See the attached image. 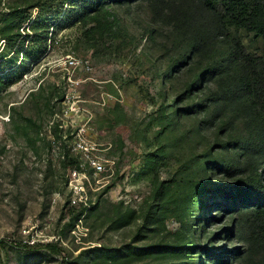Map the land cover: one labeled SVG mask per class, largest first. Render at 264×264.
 <instances>
[{
  "label": "rangeland",
  "instance_id": "obj_1",
  "mask_svg": "<svg viewBox=\"0 0 264 264\" xmlns=\"http://www.w3.org/2000/svg\"><path fill=\"white\" fill-rule=\"evenodd\" d=\"M214 20L199 0H0V264H264V116L232 38L264 43Z\"/></svg>",
  "mask_w": 264,
  "mask_h": 264
},
{
  "label": "trees",
  "instance_id": "obj_2",
  "mask_svg": "<svg viewBox=\"0 0 264 264\" xmlns=\"http://www.w3.org/2000/svg\"><path fill=\"white\" fill-rule=\"evenodd\" d=\"M203 7L214 15V23L219 27L225 35L232 30L242 31L248 30L255 33L256 36L264 43V0H199ZM96 2H91L89 7L83 8V11L90 8H96ZM83 16V15H82ZM34 34L32 37H35ZM34 39V38H33ZM35 40V39H34ZM232 54L234 59L244 70V76L241 78V85L247 94L253 95L257 99L261 112L264 116V51L261 55L252 54L247 51V48L240 36L232 38ZM250 91V92H249ZM264 128V122L262 123ZM239 188V187H238ZM245 190L241 187L237 189V193L228 190L229 197L235 198L240 195V204H246ZM248 194V193H247ZM238 195V196H239ZM250 198V197H249ZM249 202L251 201L248 199ZM237 201V200H236ZM232 199V203L236 202ZM249 207L258 206L255 211L262 212L264 200L259 198L254 202V205L247 203ZM231 206V205H229ZM228 207V205H227ZM203 253L207 256L211 254L210 249L204 250ZM216 255V253H215ZM218 260H222L221 256H216ZM202 262V260H201Z\"/></svg>",
  "mask_w": 264,
  "mask_h": 264
},
{
  "label": "built area",
  "instance_id": "obj_3",
  "mask_svg": "<svg viewBox=\"0 0 264 264\" xmlns=\"http://www.w3.org/2000/svg\"><path fill=\"white\" fill-rule=\"evenodd\" d=\"M73 63H75V61H73ZM77 148L78 149L79 148L80 149H86V147H85V145H84L82 140L77 143ZM91 163H92V166L94 168V171L97 174L104 170V166H103V164L100 161H98L96 159H91ZM81 176L82 175H81V173L79 171L75 170L73 172L72 182L71 183H72V188H73L75 193H81L84 190V187L81 184H79V180H81Z\"/></svg>",
  "mask_w": 264,
  "mask_h": 264
}]
</instances>
